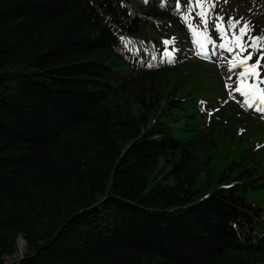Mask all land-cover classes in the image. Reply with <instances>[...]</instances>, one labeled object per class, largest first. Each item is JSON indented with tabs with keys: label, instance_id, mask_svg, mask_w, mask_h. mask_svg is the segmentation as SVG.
I'll list each match as a JSON object with an SVG mask.
<instances>
[{
	"label": "trees",
	"instance_id": "16d2710c",
	"mask_svg": "<svg viewBox=\"0 0 264 264\" xmlns=\"http://www.w3.org/2000/svg\"><path fill=\"white\" fill-rule=\"evenodd\" d=\"M124 1L0 0V264L18 236L12 264L263 263L246 193L264 174L232 160L218 179L239 180L202 194L195 127L169 123L190 98L137 117L116 102L157 72L131 76L117 50L142 28Z\"/></svg>",
	"mask_w": 264,
	"mask_h": 264
},
{
	"label": "rangeland",
	"instance_id": "374dc122",
	"mask_svg": "<svg viewBox=\"0 0 264 264\" xmlns=\"http://www.w3.org/2000/svg\"><path fill=\"white\" fill-rule=\"evenodd\" d=\"M213 3L215 6L209 13L207 31L216 41L219 40L215 29L217 16L223 17V23L226 25L229 18H243L244 21L250 22L251 37L264 36V0H213ZM125 5L131 17L139 16L142 19V28L137 36L142 39L143 51L152 52L145 55L146 53L139 51L138 55H132L121 44L118 52L129 64L131 76L140 70L157 72L151 78H131L134 79L133 83L118 92L116 102L122 107H127L129 111L132 110L133 115L137 117L140 110L145 113L152 110L158 113L165 111L161 109L168 96L179 94L185 99L190 98L180 105L186 107L185 111H191L192 116H187L185 111L178 112L171 116L169 123L173 127H182L184 123L190 122L185 127H195L192 133L198 134L195 138L197 157L203 161L207 159V164L201 165L202 172L198 179V185L206 183L202 194L207 195L220 185L239 180L233 178L226 183V179H218L220 174L225 172L232 176L237 173L239 168L228 170L232 160H241L243 166L250 167L255 176L264 174V113L244 105L243 97L234 91L239 83L238 73L241 68L229 71V63L225 62L223 56L212 54L214 44H208L206 56L201 54L200 50L197 51L188 22L184 20L187 15L193 26L204 30L196 0H127ZM148 10L163 15L154 18L146 15L145 11ZM118 35L117 33V37ZM249 39L245 37L246 41ZM150 41L153 43V49L146 47V43ZM164 41L171 43L165 45ZM261 44H264V40ZM166 52L171 53V62L165 57ZM258 55L259 52H255L250 63H254ZM261 64L260 73L264 78V61H261ZM8 70L26 72L30 71V68L16 65ZM205 173H208V177L204 179ZM246 199L261 207V215L255 226L259 230L264 229V187L248 191ZM19 239L23 240L21 236L17 237L14 254L5 257L7 264H12L15 259L23 256L26 244L23 240L24 245L20 248Z\"/></svg>",
	"mask_w": 264,
	"mask_h": 264
},
{
	"label": "snow or ice",
	"instance_id": "6c2138e0",
	"mask_svg": "<svg viewBox=\"0 0 264 264\" xmlns=\"http://www.w3.org/2000/svg\"><path fill=\"white\" fill-rule=\"evenodd\" d=\"M196 6L200 9L198 15L204 24V30L201 31L193 26L189 22V16L185 15L184 20L188 22V28L193 34V43L197 45L200 53L206 56V48L211 43L207 31L208 17L215 5L213 0H196ZM177 7L179 8V4H177ZM223 20L224 18L221 16L216 17L215 29L220 34L221 40L224 41L219 45V48L225 49L229 53H236L229 61V71L238 67L242 69L238 73L239 83L234 91L244 97V105L249 108L255 107L256 111L264 113V87H261V85H264V78L261 77L260 73L262 67L261 61H264V44H261L264 36L251 37L252 28L250 22L244 21L243 18L241 20L229 18L226 26ZM229 30H231L230 38L228 34ZM245 37H249V41H246ZM169 43L171 42L164 41L165 45ZM249 49L253 51H249ZM257 51L259 52L258 58L254 63H250ZM244 53H247V55H244ZM165 57L168 59V62H171V53L166 52Z\"/></svg>",
	"mask_w": 264,
	"mask_h": 264
},
{
	"label": "bare ground",
	"instance_id": "6f19581e",
	"mask_svg": "<svg viewBox=\"0 0 264 264\" xmlns=\"http://www.w3.org/2000/svg\"><path fill=\"white\" fill-rule=\"evenodd\" d=\"M218 33V32H217ZM229 34V38L231 36V30L230 32H228ZM211 35V34H210ZM209 39L211 40V43H209V46L213 45L212 47V54L217 55H222L223 59L225 60V62L229 63V61L233 58V56L236 54L235 52L229 53L227 52L225 49H221L219 48V45L221 43H223L224 41L221 40L220 38V34L218 33V41H216L213 37H209ZM122 47H124L127 51H129L132 55H138L139 51H142L144 53H150L149 51H143V49L141 48V41L140 40H136V39H131V38H122ZM148 49L152 48V43L150 42L149 44H146ZM197 47V45H195ZM197 51H199L198 47H197ZM232 54V55H231ZM229 55L227 58L226 56ZM224 66V65H223ZM225 69V68H224ZM224 72V71H223ZM243 101H244V97H243ZM252 109H255V107H253ZM18 244L20 246V248L23 247L24 243L23 240L19 239Z\"/></svg>",
	"mask_w": 264,
	"mask_h": 264
}]
</instances>
